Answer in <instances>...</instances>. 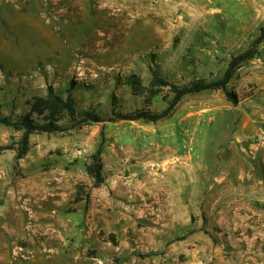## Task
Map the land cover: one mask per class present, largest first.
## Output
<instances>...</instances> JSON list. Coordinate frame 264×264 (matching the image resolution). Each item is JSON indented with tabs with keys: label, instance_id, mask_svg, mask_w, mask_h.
Instances as JSON below:
<instances>
[{
	"label": "rangeland",
	"instance_id": "1",
	"mask_svg": "<svg viewBox=\"0 0 264 264\" xmlns=\"http://www.w3.org/2000/svg\"><path fill=\"white\" fill-rule=\"evenodd\" d=\"M52 1L57 2L0 0L2 114H24L26 100L45 95L49 87L64 93L72 81L81 84L73 92L79 105L97 107L105 116L112 98L123 113L161 112L166 103L157 99L145 108L125 77L135 73L147 85L151 68H159L180 85L220 79L231 55L247 49L264 29V0H107L105 12L96 0ZM261 47L257 59L264 62V43ZM230 88L238 93L237 106L222 92L208 91L186 97L156 124L120 120L36 134L23 159L17 161L15 151L1 154L0 264L6 259L13 264H264V163L254 157L261 142L257 136L246 140L251 135L242 132L249 100L261 104L263 96L253 98L255 88L240 75ZM21 136L0 125V146ZM117 145L129 146L119 149L123 168L126 177L128 169L137 171L140 187L168 174L172 181L182 178L185 190H206L207 205L192 221L203 222L200 231L213 242L212 261L189 255L182 243L170 253V244L100 229L93 233L80 220L79 226L41 225L38 190L83 186L86 199L95 187L85 164L100 147L103 155ZM104 186L110 188L106 180ZM213 190L222 191L219 215L209 209ZM75 211L71 207L67 215ZM209 224L212 231L206 232Z\"/></svg>",
	"mask_w": 264,
	"mask_h": 264
},
{
	"label": "crops",
	"instance_id": "2",
	"mask_svg": "<svg viewBox=\"0 0 264 264\" xmlns=\"http://www.w3.org/2000/svg\"><path fill=\"white\" fill-rule=\"evenodd\" d=\"M237 75L244 79L246 86L255 88L253 98L259 92L263 96L261 104L249 100L248 105L251 108L245 113L247 124L242 129V132L247 130L251 135L246 137L248 141L256 136L259 137L261 143L258 144L254 157L263 164L264 62L262 58L244 65ZM117 146L116 149L107 148L102 155L104 171L112 173L109 177L105 176L110 188L103 185L87 190V198L76 205H73V202L77 190H38L39 206L42 209L41 225L49 226L48 224L53 221L56 226L66 221L79 226L80 220L82 225L87 226L93 233L100 229L109 234L127 233L134 238L139 236V240L147 244H170L168 246L170 253L174 252L173 249L178 247L176 246L178 243H182L180 248L186 250L189 255L201 259L209 258L212 261L213 242L209 234L200 231L203 222L200 219L196 222L192 221V217L199 216L202 207L205 208L207 205L206 190H185L182 178L177 176V179L172 181L167 179L168 174L161 178L153 177L148 184L140 187L136 179L137 171L128 169L129 174L126 177V168H123L125 162L120 156L119 149L129 146ZM212 194L214 204L209 209L212 214L219 215L221 202L216 203V201H221L222 191L213 190ZM71 207L76 211L67 215ZM211 227V224L207 225L205 231H212ZM179 238L184 239L179 240ZM194 245L195 247L190 249V246ZM2 262L13 264L7 259Z\"/></svg>",
	"mask_w": 264,
	"mask_h": 264
},
{
	"label": "trees",
	"instance_id": "3",
	"mask_svg": "<svg viewBox=\"0 0 264 264\" xmlns=\"http://www.w3.org/2000/svg\"><path fill=\"white\" fill-rule=\"evenodd\" d=\"M263 43L264 29L242 53L231 55L223 76L217 80L195 79L180 85L168 80L159 68H151L152 77L147 85L135 73L126 76L124 81L129 87L131 95L142 99L145 108L151 107L157 99L166 103L165 110L161 112L140 109L131 113H123L119 111L117 101L112 98L110 116H105L99 112L97 107L83 108L79 105L73 92L81 87V84L70 82L64 93L49 87L45 95L34 96L26 100L27 111L24 114L11 113L7 115L0 112V125L13 128L22 134L19 142L0 146V155L7 151H15V159L17 161L23 159L29 151L31 136L36 134H65L93 124L114 123L120 120L156 124L169 118L186 97L208 91L222 92L232 105L237 106L240 99L238 93L230 88L231 82L244 65L262 55L261 46ZM85 171L94 180L95 188L105 184L101 147L90 156L89 161L85 164ZM83 195H85L84 188L79 186L73 204L80 203ZM183 239L179 238V240Z\"/></svg>",
	"mask_w": 264,
	"mask_h": 264
},
{
	"label": "bare ground",
	"instance_id": "4",
	"mask_svg": "<svg viewBox=\"0 0 264 264\" xmlns=\"http://www.w3.org/2000/svg\"><path fill=\"white\" fill-rule=\"evenodd\" d=\"M57 2H53L54 4H62L63 2H67L68 0H56ZM72 1V0H71ZM97 1V3L101 6V8H100V10L102 11V12H105V11H109V9H110V6L108 5L109 3H108V1L107 0H96ZM95 1V2H96ZM71 3V2H70ZM69 3V4H70ZM78 3V2H77ZM92 3V2H91ZM106 4V5H105ZM71 5H72V3H71ZM111 5V4H110ZM68 6V5H67ZM66 6V7H67ZM73 6H75V5H73ZM93 6V5H92ZM96 6V5H95ZM53 7V6H52ZM57 8V7H56ZM71 8V7H70ZM62 9H63V7H62ZM67 9H69V8H67ZM54 10V9H53ZM74 10V9H73ZM99 10V9H98ZM57 11V10H56ZM65 11V10H64ZM114 11V10H113ZM68 12H69V10H68ZM100 12V11H99ZM101 12V13H102ZM115 12V11H114ZM61 14H63L62 12H61ZM65 15H67V13L65 12L64 13ZM104 14V13H103ZM114 14H116V13H114ZM54 15H56V14H54ZM103 16V15H102ZM113 16V15H112ZM111 16V17H112ZM107 17V16H106ZM111 17H110V19H111ZM117 17V16H116ZM105 18V17H104ZM109 18V17H108ZM106 19V18H105ZM116 20V19H115ZM122 20H124V19H122ZM119 22V21H118ZM107 23H109V21L107 22ZM114 23V22H113ZM111 24H112V22H111ZM109 26V25H108ZM115 26V25H114ZM109 27H111V26H109ZM125 28V27H124ZM112 30V29H111ZM109 32V31H108ZM113 33V32H112ZM112 37V36H111ZM101 38H103V37H101ZM111 39V38H110ZM103 41V40H102ZM100 45V44H99ZM93 47V46H92ZM91 47V48H92ZM94 48V47H93Z\"/></svg>",
	"mask_w": 264,
	"mask_h": 264
}]
</instances>
